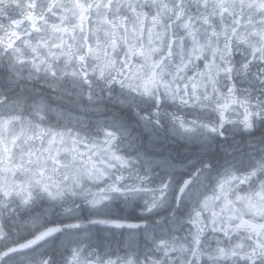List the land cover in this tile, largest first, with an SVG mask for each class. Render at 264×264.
<instances>
[{
	"label": "snow or ice",
	"instance_id": "obj_1",
	"mask_svg": "<svg viewBox=\"0 0 264 264\" xmlns=\"http://www.w3.org/2000/svg\"><path fill=\"white\" fill-rule=\"evenodd\" d=\"M0 264H264V0H0Z\"/></svg>",
	"mask_w": 264,
	"mask_h": 264
}]
</instances>
